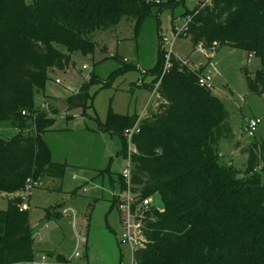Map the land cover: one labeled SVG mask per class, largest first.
I'll return each mask as SVG.
<instances>
[{"label":"trees","instance_id":"1","mask_svg":"<svg viewBox=\"0 0 264 264\" xmlns=\"http://www.w3.org/2000/svg\"><path fill=\"white\" fill-rule=\"evenodd\" d=\"M176 5L177 0H0V131H18L11 138L0 135V194L14 195L0 211V264H39L29 210L21 209L22 195L28 179L65 176V165L53 161L45 139L55 119L35 107L36 90L44 91L52 71L69 70L74 53H106L102 37L124 19L134 23L137 33L154 9L161 13ZM188 16L192 21L181 38L195 48L202 45L214 52L230 47L261 59L262 68L249 88L263 96L264 0H214L205 7L199 1L183 17ZM171 60L172 68L162 75L161 44L151 87L158 94L156 107L141 118L140 132L132 140L134 191L142 198L159 196L163 204L146 223L148 244L134 252V262L264 264V143L242 148L247 156L244 171L223 165L220 141L234 143L224 104L198 85L202 69L193 72L175 55ZM88 97L83 87L67 99V111L84 108ZM138 120L110 110L100 123L121 138L126 160L125 131ZM28 129L34 132L25 135ZM234 146L241 148L240 143ZM118 177L123 191L125 181L122 174ZM60 207L48 210L47 220L55 218Z\"/></svg>","mask_w":264,"mask_h":264},{"label":"rangeland","instance_id":"2","mask_svg":"<svg viewBox=\"0 0 264 264\" xmlns=\"http://www.w3.org/2000/svg\"><path fill=\"white\" fill-rule=\"evenodd\" d=\"M199 1L177 0L174 8L161 13L154 9L137 33L134 23L124 19L102 37L106 53L99 49L93 56L74 53V65L69 70L49 73L44 91L36 90L35 107L55 119L52 131L45 134L53 161L65 165L62 180L42 179L30 195L23 196L29 207L37 263L133 264L131 249L119 243L121 214L113 205V194L121 192L118 176L128 167V161L122 156L121 138L104 131L100 123L106 121L110 110L139 118L154 111L158 94L151 87L162 39L167 40L163 44L166 50L213 78L212 93L223 102L234 130L233 144L220 141L221 163L244 171L247 156L242 148L252 142L264 143V95L249 88L250 80L262 68L261 59L230 47L204 55L188 40L175 38L174 25H182L183 16ZM58 79L61 84L56 83ZM83 87L89 96L86 106L67 111V99ZM252 120L260 121L255 138L244 132ZM33 132L28 129L24 134ZM15 134L14 130L0 131L4 138ZM238 143L239 149L234 146ZM10 198L12 195L0 194V211L7 209ZM153 203L163 209L159 196H154ZM57 205H62L57 216L47 220V211ZM60 256L64 258L62 263L57 261Z\"/></svg>","mask_w":264,"mask_h":264},{"label":"built area","instance_id":"3","mask_svg":"<svg viewBox=\"0 0 264 264\" xmlns=\"http://www.w3.org/2000/svg\"><path fill=\"white\" fill-rule=\"evenodd\" d=\"M214 0H202V5L205 6H212ZM192 21V16H188L183 19V24L178 25L175 24L174 34L175 38H181L185 35L187 32L189 25ZM166 39H162V45L166 43ZM164 46V45H163ZM199 48V51L207 55L208 51L202 46H197ZM164 48V47H163ZM165 52V65L163 74H166L169 72V70L172 68V56H174L172 50H166L164 48ZM179 59L181 64L183 66L188 67L193 72H198V68H193L187 59ZM57 84H61V80L58 79L56 81ZM197 83L201 88L207 89V90H214L213 86V78L210 75L199 73L197 78ZM140 122L141 118L136 122L133 128L128 129L125 131V137L127 139L128 143V154H127V161H128V167L124 169L122 176L125 181L126 187L123 191L120 193H114V199L116 201V208L121 214V224L123 228V232L121 234V237L119 239V243L122 245H127L131 249L133 253V264H136L134 262V252L144 248L148 241L146 239V223L151 220L153 213L155 210H162L159 207H157L153 203V198H142L141 194L139 192L134 191V186L131 182V176H132V165H131V156L133 153H136V150L133 146L132 140L133 137L140 132ZM259 120H252L248 123L247 127L244 129L245 134L249 138H253L258 129H259ZM39 183L37 181H34L32 179L27 180V185L24 195H30L32 190L34 188H37ZM21 209L23 211H28L29 207L24 204ZM65 213V211H64ZM46 258L43 256L42 261H45Z\"/></svg>","mask_w":264,"mask_h":264},{"label":"crops","instance_id":"4","mask_svg":"<svg viewBox=\"0 0 264 264\" xmlns=\"http://www.w3.org/2000/svg\"><path fill=\"white\" fill-rule=\"evenodd\" d=\"M200 1H202V0H200ZM177 57V56H176ZM178 58H180V57H178ZM180 59H182V58H180ZM52 72H55V71H52ZM146 116V114L143 116V117H145ZM15 132H17L18 133V131H16V130H14ZM16 135V134H15ZM47 141V140H46ZM48 143V142H47ZM49 145V144H48ZM50 147V146H49ZM52 151V150H51ZM52 158H53V154H52ZM44 179H46V178H44ZM43 179V180H44ZM48 179H50V178H48ZM51 180H53V179H51ZM12 197H14V195H12ZM113 197H114V194H113ZM57 261L59 262V263H62V261L60 262L59 260H58V258H57ZM64 262V261H63Z\"/></svg>","mask_w":264,"mask_h":264}]
</instances>
